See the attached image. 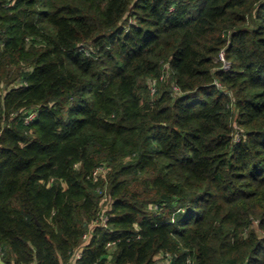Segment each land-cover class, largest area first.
Segmentation results:
<instances>
[{"label": "trees", "instance_id": "trees-1", "mask_svg": "<svg viewBox=\"0 0 264 264\" xmlns=\"http://www.w3.org/2000/svg\"><path fill=\"white\" fill-rule=\"evenodd\" d=\"M0 264H264V0H0Z\"/></svg>", "mask_w": 264, "mask_h": 264}, {"label": "built area", "instance_id": "built-area-1", "mask_svg": "<svg viewBox=\"0 0 264 264\" xmlns=\"http://www.w3.org/2000/svg\"><path fill=\"white\" fill-rule=\"evenodd\" d=\"M220 58H221V60L224 62V67L227 68L228 65L226 64L224 53H221ZM36 115H37V112H35V111L30 112V113L27 115V117H26V121L29 122V121L33 120V119L36 117ZM100 170H102V169H100ZM104 197H105V199H106V196H105V195H104ZM106 221H107V217H104V218H103V222L105 223ZM86 237H87V234L85 235L84 238H86ZM81 255H82V253L79 252V253L77 254L76 258H77V259L80 258Z\"/></svg>", "mask_w": 264, "mask_h": 264}]
</instances>
